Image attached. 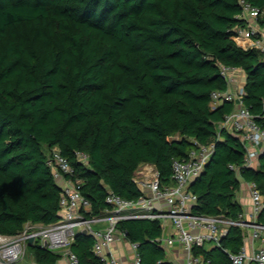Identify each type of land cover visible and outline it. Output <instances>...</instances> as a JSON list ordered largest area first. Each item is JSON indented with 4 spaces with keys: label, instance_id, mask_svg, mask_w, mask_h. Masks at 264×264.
<instances>
[{
    "label": "trees",
    "instance_id": "1",
    "mask_svg": "<svg viewBox=\"0 0 264 264\" xmlns=\"http://www.w3.org/2000/svg\"><path fill=\"white\" fill-rule=\"evenodd\" d=\"M239 1L0 0V233L61 217L62 187L48 164L54 149L91 202L89 216L111 208L110 191L141 195L133 178L140 164H155L168 182L173 160L199 144L215 147L190 186L195 213L236 219L238 174L264 196V150L257 167L246 165L240 137L222 127L236 102L212 105V93L228 88L219 65L239 67L243 101L264 127V54L234 38L246 26ZM257 220L264 223V207ZM117 227L139 244L142 264H175L156 240L159 220ZM244 238L231 226L221 246L197 252L209 264H231L229 252H239ZM93 244L92 235L76 234L71 249L81 264H103ZM29 250L39 264L63 257L38 244Z\"/></svg>",
    "mask_w": 264,
    "mask_h": 264
},
{
    "label": "built area",
    "instance_id": "2",
    "mask_svg": "<svg viewBox=\"0 0 264 264\" xmlns=\"http://www.w3.org/2000/svg\"><path fill=\"white\" fill-rule=\"evenodd\" d=\"M239 3L241 12L238 16L246 26L237 29L234 38L239 45L256 48L264 54V7L253 5L248 0H240ZM219 66L228 88L212 93V105L216 107L226 101L236 102V109L226 115L222 127L240 137L246 148L245 163L252 165L264 146V127L245 105L244 87L234 88L242 69L222 63ZM214 147V143L199 144L188 158L174 159L168 182L161 180L155 164H140L133 178L141 195L137 199H126L110 191L106 201L111 208L93 216L86 213L91 211V202L83 196L76 182L67 177L73 172L69 160L59 149H54L48 164L62 187L61 217L50 224L27 222L17 234L0 233V264L19 263L25 257L32 238L33 245L60 252L67 264H81L79 256L71 249L78 232L93 236V252L103 264H121L108 252L114 243L126 237L117 227L125 219L159 220L162 234L156 240L165 249L170 261L181 264H209L204 253L197 252V249L221 246L230 227L240 226L245 231L244 243L239 252H229L231 264H264V223L257 220L264 207V196L255 181L249 183L253 204L249 213L242 211L233 219L223 215L199 214L193 210L198 196L190 186L204 171ZM78 155L82 161H87L84 152H78ZM247 230L251 231L252 241ZM258 239L261 244L256 247ZM131 245L134 252L131 264H142L139 244L131 242Z\"/></svg>",
    "mask_w": 264,
    "mask_h": 264
},
{
    "label": "crops",
    "instance_id": "3",
    "mask_svg": "<svg viewBox=\"0 0 264 264\" xmlns=\"http://www.w3.org/2000/svg\"><path fill=\"white\" fill-rule=\"evenodd\" d=\"M245 82H246V74L244 73L243 70H241L238 73V80H237V83L234 85V88L238 86L244 87ZM263 150H264V146L261 147V151ZM258 164H259V156L254 159L252 165L254 167H257ZM238 177L241 181V188H240V191L238 192V199L243 206V211L249 213L253 210L252 199L250 196V186H249L250 182L245 181L240 174H238ZM246 233L249 236V240L252 241L251 231L247 230ZM255 245H256V242H255ZM108 254H112L113 256H115L121 262V264H131L133 261V256H134L131 242L126 237L123 238L121 241L114 243L110 247ZM26 256H27V253L25 257ZM19 263L23 264L22 262H19ZM33 263H35V259L31 252L29 264H33ZM174 263L181 264V262H174ZM56 264H67V260L65 257H62Z\"/></svg>",
    "mask_w": 264,
    "mask_h": 264
},
{
    "label": "rangeland",
    "instance_id": "4",
    "mask_svg": "<svg viewBox=\"0 0 264 264\" xmlns=\"http://www.w3.org/2000/svg\"><path fill=\"white\" fill-rule=\"evenodd\" d=\"M261 244V242L259 241V239L256 241V247H259V245ZM30 254H31V251L29 250L28 248V251H27V256L22 259L20 262H22L23 264H29V261H30Z\"/></svg>",
    "mask_w": 264,
    "mask_h": 264
},
{
    "label": "water",
    "instance_id": "5",
    "mask_svg": "<svg viewBox=\"0 0 264 264\" xmlns=\"http://www.w3.org/2000/svg\"><path fill=\"white\" fill-rule=\"evenodd\" d=\"M193 182H194V181H193ZM193 182H192V183H193ZM29 245H30V246L33 245V238L30 239V241H29ZM33 264H39V263L35 262V263H33Z\"/></svg>",
    "mask_w": 264,
    "mask_h": 264
},
{
    "label": "bare ground",
    "instance_id": "6",
    "mask_svg": "<svg viewBox=\"0 0 264 264\" xmlns=\"http://www.w3.org/2000/svg\"><path fill=\"white\" fill-rule=\"evenodd\" d=\"M241 41V40H240Z\"/></svg>",
    "mask_w": 264,
    "mask_h": 264
}]
</instances>
